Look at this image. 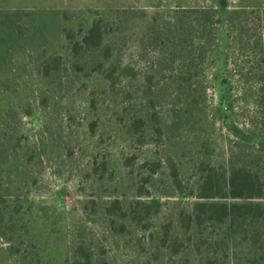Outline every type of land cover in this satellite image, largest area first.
<instances>
[{"label": "rangeland", "instance_id": "374dc122", "mask_svg": "<svg viewBox=\"0 0 264 264\" xmlns=\"http://www.w3.org/2000/svg\"><path fill=\"white\" fill-rule=\"evenodd\" d=\"M0 9L69 10L84 23L104 15L118 69L111 80L79 70L51 84L25 55L11 64L17 76L0 89V127L14 131L0 168L11 206L0 264H189L170 235L184 230L199 170H223L233 124H247L246 143L264 152V0H0ZM221 102L232 109L220 114ZM173 118L179 125L157 129ZM23 152L20 166L12 157Z\"/></svg>", "mask_w": 264, "mask_h": 264}, {"label": "trees", "instance_id": "16d2710c", "mask_svg": "<svg viewBox=\"0 0 264 264\" xmlns=\"http://www.w3.org/2000/svg\"><path fill=\"white\" fill-rule=\"evenodd\" d=\"M72 13L54 9H0V89L6 91L12 76H17L14 72L17 69L11 64L19 63L22 55L31 65L33 75L51 84H56V80L69 71L91 70L107 80L117 77L118 69L111 60L116 49L113 44L116 29L110 30L105 16L98 12L89 23L76 21ZM187 23L183 24L185 30L190 26ZM203 44L198 43V55L202 57L206 54ZM128 68L126 66L125 70ZM228 104L227 112L232 109L231 103ZM222 105L221 102L220 114L225 113ZM187 108L185 102L182 109ZM4 124L0 127V168L7 164L6 154L14 137V131ZM176 125H179L178 119L173 118L170 124L162 122L157 129ZM232 129L236 148L229 151L223 170L212 169L206 173L199 170L192 192L197 199L190 209L179 215L184 230L170 235L174 245L179 243L183 247V256L189 264H264V152L252 150L246 143L252 137L247 124H233ZM259 145H263V141ZM27 148L31 146L28 144ZM12 159L23 166L26 153ZM173 171L175 169L172 176L177 177ZM117 202L119 200L114 201ZM137 202L153 215L158 212V207L154 210L149 200L140 198ZM161 202L158 199L156 204L159 206ZM10 207L0 198L2 236H6ZM200 244L205 252L194 253L195 245ZM73 264L79 261L74 260ZM89 264H94L93 260Z\"/></svg>", "mask_w": 264, "mask_h": 264}]
</instances>
